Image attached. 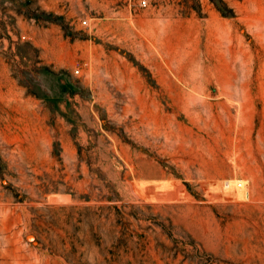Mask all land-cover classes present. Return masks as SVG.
I'll return each mask as SVG.
<instances>
[{"label":"rangeland","instance_id":"1","mask_svg":"<svg viewBox=\"0 0 264 264\" xmlns=\"http://www.w3.org/2000/svg\"><path fill=\"white\" fill-rule=\"evenodd\" d=\"M0 0V264H264V0Z\"/></svg>","mask_w":264,"mask_h":264},{"label":"built area","instance_id":"2","mask_svg":"<svg viewBox=\"0 0 264 264\" xmlns=\"http://www.w3.org/2000/svg\"><path fill=\"white\" fill-rule=\"evenodd\" d=\"M139 6L142 8H145L147 6V1L146 0H140Z\"/></svg>","mask_w":264,"mask_h":264}]
</instances>
